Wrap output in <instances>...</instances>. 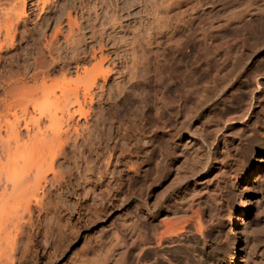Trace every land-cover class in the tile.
Returning <instances> with one entry per match:
<instances>
[{
    "label": "rangeland",
    "instance_id": "obj_1",
    "mask_svg": "<svg viewBox=\"0 0 264 264\" xmlns=\"http://www.w3.org/2000/svg\"><path fill=\"white\" fill-rule=\"evenodd\" d=\"M31 1L26 0V21L19 23L18 32L26 30L28 34L41 21L40 18H54L55 12L63 8L67 0L52 1L54 3L51 2L45 11L33 7ZM145 1L75 0L72 16H78L76 20L83 26L88 12L92 20L96 12L98 25L101 21L110 22L112 17V20L118 18L124 31L112 28L114 32L108 27L104 39L112 35H127L129 38L132 33H138L142 41L150 32L152 38L158 37L156 39L163 41L161 47L155 45L150 53L144 52L148 55L151 74L154 69H169L174 77L179 76L175 79L180 80L186 66L197 65L194 79L180 81L168 92L171 99L179 94L183 96L184 105L178 111L168 107L162 110L160 117L156 116L154 103L159 87L153 78L147 84L131 88L126 99L115 96L110 102L95 105L90 111L88 124L80 118L73 126L74 130L72 126L69 128L79 139L87 137L88 132L98 134L99 139L92 140V150L91 147L84 149L92 170L81 166L79 155L65 146V151L70 153L59 168L63 172V182L54 186L43 183L36 195L40 198L41 190L45 189L47 204L37 206L34 199L29 204L24 199L14 211L5 209L9 215L3 218L4 228L1 226L7 235L0 241V264H104L105 260L110 264L114 234L124 240L131 217L152 236L149 246L142 251L146 252V257L140 264H231L230 251L235 236L230 226L241 197H244L249 211L237 225L240 240L238 264H264V94L261 95L263 98L254 99L249 116L243 119L245 123L242 120L240 124L233 122L234 127H229L230 121L223 123L226 117L238 113L239 102L242 103L247 98V91L253 88L251 82L246 83L248 77L234 83V75L230 74H236L240 63L248 70L247 76L259 74L264 67V20L259 14V7L264 9V0H170L172 5L166 8L165 2V7L161 5V10L159 7L160 13L154 15L157 21H153L152 16L145 17ZM246 11L251 13L249 21L246 18L242 21V13ZM129 12L133 14L126 15ZM157 14L159 18L163 15V19L169 18L173 24L180 20V29L171 33V37L169 33L167 39L161 37ZM50 26L51 32L53 25ZM61 26L65 33V22ZM89 34L85 32L84 37L88 54L81 64L85 65L94 63L89 58L90 46L94 44L89 40ZM205 35L210 37L209 45L204 43ZM18 39L15 47L3 54L6 61H0V126H3L5 116L1 105L2 80L5 76H21L27 80L32 71V57L36 50L30 45L31 41ZM59 40L55 49L68 55L70 50L62 38ZM109 42L104 54L114 59ZM136 49L141 52L140 48ZM39 50L48 59L47 51L41 45ZM70 67L74 70V63ZM59 68L60 65L56 66L50 75L51 80L62 79ZM241 83L245 88L240 92L245 90V95L238 92L235 95L234 90ZM114 85L115 80L110 79L107 88ZM142 95H146V102L139 105L138 99ZM215 102L213 107L211 104ZM101 115L106 121L98 120ZM49 125L54 124L45 126ZM215 146L218 151L213 160L211 152ZM158 150L163 154L159 162L164 163L161 161L155 165ZM254 157L262 176L252 181ZM204 164L209 168L206 173H202ZM133 168L138 170L137 173ZM246 175L250 177L243 181ZM135 201L140 202L139 206ZM164 210L168 214L166 220L172 218V229L180 232L183 228V234L175 242L164 243L163 250H157L153 237L156 231L164 229L159 222ZM198 210L201 226L197 229L192 218Z\"/></svg>",
    "mask_w": 264,
    "mask_h": 264
},
{
    "label": "bare ground",
    "instance_id": "obj_2",
    "mask_svg": "<svg viewBox=\"0 0 264 264\" xmlns=\"http://www.w3.org/2000/svg\"><path fill=\"white\" fill-rule=\"evenodd\" d=\"M32 1L31 4L33 5V7L38 8L40 11H45L47 8H49L51 2L56 0H32ZM169 1L170 0L145 1L147 3L148 8L151 9V11L147 12L148 8L146 6V10H143L146 12V13L144 12L145 17L152 16V20L157 21V19H154V15H156V13H160L159 11L161 10V8H163V6L165 7V4H167L166 8L172 5V3H170ZM141 2L139 1V3ZM53 3L54 2H52V4ZM74 4H75V0H67L63 8H60L55 12L54 18L53 17L52 18L49 17L46 19H44L45 17L40 18L41 21L38 22L37 25H34L33 29L32 30L30 29L31 31L27 34L26 30L18 32L19 31L18 26L20 25L19 23L26 21L25 20L26 0H0V61H6L5 58L3 57V54H5V52L15 47L17 38H19L18 41H22V40H25L27 42L31 41L30 45H32V47L36 50L35 55L32 57V63H31L32 71L31 74H29L27 80H25L26 78L24 79L21 76H19V78L17 77L12 78L11 76L10 78L9 76H5V77L3 76L4 79L2 80L3 97L1 98V105L4 106L5 116H4V124L3 126H0V241L1 242L4 240L3 238H5V236L7 235L5 229L3 230L1 227L3 225L4 228L5 219L3 218L9 215V213H7L9 211L5 212V209L8 208L9 210L14 211L17 208V206L20 204V202L24 199L28 204L31 199H34L35 204L37 206H44L45 204H47V201H45L44 199V196L47 193L45 189L41 190L40 198H37L36 196L37 192L39 189L42 188L43 183H45V185L49 184L50 186L52 185L54 186V184L60 185L61 182H63L62 181L64 179L63 172H61L59 168H61V166L65 164L64 161H67L66 159L68 158L69 151L75 152L76 154L79 155V157L77 155L76 156L81 159V161L79 162L81 163V166L83 165L87 169L88 167H90L88 162L90 160L87 161V155H85L84 149L85 147H89V148L91 147L92 150V146H91L93 145L92 140H95L97 138L99 139L98 134L95 132L93 133L88 132L87 137H83L79 139L77 138V135H75L76 132L72 133L71 131L74 130L73 126H75V124L80 118L83 119L84 124H88L90 120L89 119L90 111L95 105H97L98 103H103L108 101L110 102L115 96L116 97L118 96L119 98L122 99H126L127 96L131 93V88L136 86L139 87L141 85L147 84L149 83L150 79L153 78L156 85L159 87V90L157 92L155 91L156 101L154 103L155 105L154 113L156 116L160 117V114L163 109L165 110L166 108L168 109V107H171L178 111L185 103V98L180 94L177 98L175 97V99H171V97H169L168 95L169 90L173 86L180 84V81H183L185 79L186 80L194 79L193 78L195 75L194 72L196 70L197 65L186 66L182 78H180V80H176L178 79L179 76L177 75L176 77H174L172 73L173 71L169 69L168 70L154 69L153 73L151 74V68H149V61L147 59L148 57H146L147 55L146 53L147 52L150 53L152 50L151 48L155 47V45L156 48L157 46L162 45L163 41H161L160 39H156L158 37H154L152 34L151 35L154 38L149 36L151 32L149 34L147 33V38L142 37L143 38L142 41L146 39L143 42L141 41V38L139 39L140 36L139 37L137 36L138 33L137 34L132 33L131 37L129 38L127 37V35H122L123 37H120L121 36L120 35L118 36L119 38L116 37V35H112V37L109 36V38L104 39L103 37L104 35L107 34L106 30L108 29V27L109 29L113 28L115 30L123 28L121 23L117 21L118 19L116 18L117 14L116 13H115L116 15L113 14L114 17L116 16L115 17L116 19L112 20L113 18L112 17L110 22L109 21L106 22L107 21L106 20L105 22L102 23L101 21V23H99L100 28H98L99 26L97 22L99 18L98 15L95 12L94 19L92 20L88 12L87 18L84 19L86 21L83 22L84 23L83 26L77 22L76 19L78 18V16L77 18L72 16L73 7L75 6ZM124 5L126 6V4ZM142 5H144V3ZM259 8H260L259 14H261L264 20V9L262 8V6ZM89 9L90 8H88L87 10ZM142 9L144 8L142 7ZM130 13L131 12L126 13V15L129 16ZM249 14L251 13H247V11L242 13L241 16L242 21L244 18H246L247 21H249L248 20ZM163 17L161 16L159 18L158 16L159 19L158 22L160 23L161 26L159 25L158 22H155V24L158 23L157 25L160 26L159 29L160 28L161 29L158 30L160 32L162 31V33L158 31L156 32L162 34L161 37L164 38H166L170 33V37H171V33L175 34L178 28L180 29L182 25L180 23L181 21L178 20L176 21L177 23L173 24L170 23L169 18L168 20L167 18L163 19ZM251 18L252 17L250 15V19ZM62 22H65V25L67 27L65 33L63 32L64 29L62 30V26H61ZM51 24L53 26L50 32L49 30L51 29L50 28ZM151 28L152 27H150L149 30ZM157 28L158 27H156V29ZM124 29H126V27ZM115 30L113 31L115 32ZM85 32L90 33L89 40H92L94 42V44L90 46L91 54L89 58H91L90 60L94 61V63L89 61L91 65H85L84 63L81 64L82 59H84L85 56L88 54L86 50L87 46L85 45L86 42L84 38ZM144 37H146V35H144ZM60 38L63 39V42L67 47V50L68 49L70 50L71 52V54L69 52L70 56H68L69 54L68 55L60 54L56 50L57 48L55 49L56 47L55 45L58 44ZM108 42L111 45L110 51L114 54L115 57L114 59H109L108 55H105L106 53L104 51L107 48L106 46ZM210 42H211L210 37L205 35L204 43L206 45H209ZM39 45H41V47L45 51H47L48 59L43 54H41L40 52L41 50H39ZM136 47L140 48L141 52L137 51ZM79 50H81V52ZM81 54H83L82 58L80 57ZM205 61L208 62L207 57H205ZM71 63H74L75 66L74 70H72L70 67ZM240 64L238 66H240ZM58 65H60L59 72H61L60 74H62V79L60 78V80L58 81L56 80L54 81L53 79L51 80L50 75L54 72L56 66ZM238 66H237L236 74H230V75H234L232 76V82L234 81L240 82L241 79H243L242 81H244L248 77L249 81H247L246 83L251 82L253 88L247 91L248 95L245 96L247 98L242 103L239 102L240 105L239 107H237L239 108L238 113H235L234 117H226L225 121H223V123L230 121L231 123H229V127H234L233 122H236V124L242 123L243 119H246L247 116H249V112L252 106H254L253 105L254 99H258L256 97L259 96L261 97V95L264 94V82L261 81V79H264V73L262 72L264 67L261 65L263 67V69H260V71L262 70L261 71L262 73L258 70L260 72L259 74L257 73L255 75L253 73L254 75L247 76L248 70L242 65H241L242 67L240 66L241 68ZM110 79L115 80V85L113 88H109V87L107 88V83ZM227 84L229 83L227 82ZM241 84L240 87H238L239 86L238 85L237 86L238 88L234 90L235 95L237 92L241 94L245 93V90L240 92L241 88L242 89L245 88V84L242 85ZM263 96L261 98H263ZM145 97L146 95L140 96V98L138 99L139 105L146 102ZM211 105L214 107L216 105V102L212 103ZM97 118L98 120L104 119L102 118V115L98 116ZM103 121H106V119H104ZM46 124H54V125L45 126ZM71 126L73 130L69 129ZM87 129H90V127ZM66 145L71 147L69 151H65ZM159 150L158 152H160ZM213 150L214 151L212 152L210 151V152H211V158L214 160V158H216L214 154L218 151V149L215 146ZM161 153L162 151L158 153V157L156 159L155 165H157L159 159L162 157L161 155L163 154ZM161 161L159 162V164L161 163ZM162 163L164 162L162 161ZM257 164H258L257 158L254 157L253 163L251 164V169L253 167V169L255 170V172L251 174V176L253 175L252 181L262 176V172ZM155 165L154 167L156 170ZM207 167L208 165L204 164V169H203L204 171L202 173L207 172V170L209 169ZM129 169H131V165ZM134 169L135 168H133V170ZM199 169L201 170L202 168ZM155 170L154 172H157ZM134 171L136 172L138 170L135 169ZM141 171L144 173L143 170ZM99 177L97 179H99ZM249 177L248 175L244 176L243 181L248 180ZM99 180L101 181V179ZM99 180H97V182ZM95 182H93V184ZM98 186H101V184H99ZM103 202L104 201L100 203L104 205L105 203L103 204ZM108 202L109 201H107V203ZM134 203L136 204V206H139L140 202L137 203V201H135ZM167 210L161 211L160 213V216L162 215L163 216L162 218L160 217L161 221L159 220V222H161L164 229L162 231L159 232L156 231V233H154L153 243H155L157 250L161 249L164 243L175 242L183 234L181 232L183 228L180 232L172 229L171 223L173 221L172 222L170 221L172 218H170V220H166L168 219ZM248 211H249V207L244 197H241L239 201V205L235 209V216L233 217L230 226V230L232 231V234H234L235 236L230 251L231 264H238L239 261L240 240L237 235L238 233H236V230H237V225L243 221V218L244 216L247 215ZM194 213L196 214H193L195 215L192 218L193 224L198 229L201 226L200 211L198 210L195 211ZM137 221L138 220L134 219V217H131L129 219L127 223L128 227L126 229L127 236L124 240L121 241V239H119V237L114 234L115 238L113 239L114 240L113 251L112 254L110 253V259H109L110 264H140L141 262H143V259L146 257V252H142V251L146 248V246H149L148 244L150 241H152L151 238L152 236L150 235L151 236L150 237L148 234H146L147 232L144 231V227L140 226L138 224L139 221L138 222ZM1 229L3 231H1ZM2 232H5L6 234L5 233L2 234ZM1 234L4 237L1 236ZM106 262L107 261L105 260L104 264H106Z\"/></svg>",
    "mask_w": 264,
    "mask_h": 264
}]
</instances>
